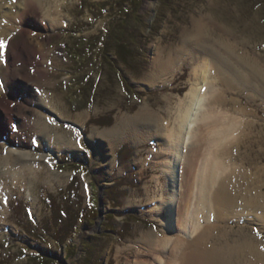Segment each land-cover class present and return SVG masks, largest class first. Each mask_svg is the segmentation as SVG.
<instances>
[{"label":"rangeland","instance_id":"374dc122","mask_svg":"<svg viewBox=\"0 0 264 264\" xmlns=\"http://www.w3.org/2000/svg\"><path fill=\"white\" fill-rule=\"evenodd\" d=\"M105 1L44 0L55 22L50 24L44 13L34 8L38 23L26 35L23 27L15 26L11 35L13 43L26 41L29 49L43 50L48 57L40 66L48 75L36 83L38 88L21 82L30 89L23 94L28 116L39 112L48 122L55 121L49 122L55 138L58 132L73 139L79 133L84 148L83 152L64 148L57 152L33 127L21 131L31 149L25 151L41 161L36 175L26 170L28 161L20 163L26 165H21L17 179L9 176L8 167L0 170H7L0 179V264H41L35 260L37 255L57 264H137L150 255L142 241L149 232L158 233L162 240L168 238L167 227L157 218L160 201L171 189L166 164L158 159L164 143L156 137L135 140L133 128L127 126L118 137L112 168L106 156L109 140L97 149L88 137L94 129H116L128 118L137 117L145 105L158 120L174 125L178 104L195 83V63L185 54V62L166 83L153 81L154 56L158 49L166 56L179 49L183 37L192 34L195 23L203 18L209 21L204 37L219 49L227 48L229 55L223 54L222 59L238 72L249 71L259 90L253 93L240 86H224L212 69L210 82L216 95L224 99L219 111H225L227 121L234 117L240 122L230 146L231 159L225 161L230 165L227 174L232 178L233 195L239 204L248 198L264 205V0H142L136 14L130 11V4L121 11L105 10ZM116 20L123 26H116ZM111 26L117 34L112 32L103 50L99 38ZM121 41L129 42V52L117 58ZM236 59L246 67L237 66ZM15 68L38 76L36 68L23 60ZM122 79L130 83L129 92ZM42 87L53 102L48 110L37 107ZM17 96L3 93L0 100L10 101V108H15ZM9 149H13L12 142L0 134V159ZM99 169L93 179V171ZM75 177L77 181L72 182ZM96 198L100 214L95 224L87 225L79 216ZM219 224L211 246L227 242L236 246L253 240L264 256V240L256 235V230L264 235V226L245 219ZM58 226L63 227L60 236L56 234ZM68 233L71 235L64 244L56 242ZM69 244L75 246L74 252L68 249ZM234 258L237 263L238 257Z\"/></svg>","mask_w":264,"mask_h":264},{"label":"bare ground","instance_id":"6f19581e","mask_svg":"<svg viewBox=\"0 0 264 264\" xmlns=\"http://www.w3.org/2000/svg\"><path fill=\"white\" fill-rule=\"evenodd\" d=\"M45 5L44 0H0V40L8 45L5 58L0 56V94L8 93L11 97L18 95V105L15 108H10V101L0 100V134L6 136L13 147L8 150L6 156L1 157L0 170L8 167L12 179L21 177L22 172L19 170L21 165L26 164L20 163L28 161L26 170L36 175L37 162L41 161L38 156L31 157L29 152L25 151L31 149L21 131L30 126L46 138L48 146L54 151L59 152L64 148L83 152L84 148L79 133L73 139L58 132L55 138L48 120L39 115V112H32L33 117H29L25 106L26 98L23 94L29 93L30 89L21 85V82L26 81L27 85L37 87L36 83L42 82L48 75L45 69H40L41 65L48 62V57L43 50L36 52L32 48L29 49L26 41L13 43L11 35L15 26L23 27V35L27 34V30L30 32V28L38 23L35 14L37 8L44 13V20L50 24L54 23L51 9H46ZM206 20L207 18H203L195 23L192 34L183 37L179 49L170 52L168 56L158 49L154 56L153 72L150 76L153 81L165 82L175 75L183 64L185 54L195 63V83L187 92L186 98L180 100L177 118L174 119V125L171 124L173 126L165 120H158L145 105L137 117L128 118L127 122L124 121L116 129L106 132L94 129L88 137V141L94 143L97 149L106 139L109 140L106 156L112 168L116 163L114 150L118 137L127 126L133 128L131 131H134L130 132L135 140L141 141V137H156L164 143V152L161 150L158 153V159L166 164L165 173L169 177L171 189L169 196L160 201L157 218L167 227L168 238L162 240L158 233L149 232L142 241L147 245L150 255L145 260L139 259L137 264H234V257H238L235 264H264V256L253 244V240L244 241L243 244L238 242L239 245L236 246H231L228 242L224 246L210 245L217 239L215 231L221 222L245 219L264 226V205L248 198H243L239 204L233 195L232 178L227 174L230 165L225 161L231 159L230 146L237 136L235 134L240 122L230 116L227 121L225 111H219L224 99L219 93L216 95L215 88L212 87V69H215L217 78H220L224 86L247 88L253 93L259 90L255 83L253 84L254 80L249 71L243 69L246 73L238 72L234 69L235 66L222 59L223 54L229 55L227 48L219 49L204 37V30L209 25ZM21 60L36 68L34 72L38 76L20 73L15 65ZM235 61L241 68L245 64H242L240 59ZM48 95V91L42 87L40 98H37L38 108L48 110L53 106ZM3 173L0 172V179L4 176ZM26 176L23 174L22 179L25 180ZM257 200L259 201V198ZM213 218L214 223L210 222ZM203 222L205 223L202 224Z\"/></svg>","mask_w":264,"mask_h":264},{"label":"trees","instance_id":"16d2710c","mask_svg":"<svg viewBox=\"0 0 264 264\" xmlns=\"http://www.w3.org/2000/svg\"><path fill=\"white\" fill-rule=\"evenodd\" d=\"M142 0H107L105 1L104 3H102V5L104 6V9L106 10L108 7L112 10H114L115 8L118 10V11H121V10H124L127 6V4H130L131 6V10L132 11V14H136L140 11V8H141V5H142ZM117 22H115L116 26H118L119 28L122 27V23L119 21V20H116ZM125 23V22H124ZM114 25V24H113ZM116 29H113V27L111 26L109 28V30L106 32V35L99 38L100 42L99 44L101 45V47L103 48V50L105 48L108 47V42L109 40L113 37L112 35V32L115 33ZM117 33H115L116 35ZM112 35V36H111ZM116 37V36H115ZM129 42L127 41H121L119 43V46H118V51L120 52V54L116 53V56L117 58L121 57L123 58L124 56H126V54H128L129 52V46H128ZM95 51V50H94ZM92 56L95 57V59L97 60V56L98 55H94L93 51L90 53ZM122 55V56H121ZM72 57H75L76 55L75 54H71ZM108 59V58H107ZM110 62L114 65L116 62L113 61L112 59H110ZM123 80V79H122ZM123 85L125 87V89L129 92L130 89H131V85L130 83H128V81L126 80H123ZM85 169V168H84ZM101 169L99 170H94L93 171V179L96 177L94 174L95 172H100ZM77 177L73 178L72 182L74 180H76ZM77 181V180H76ZM115 185V184H114ZM98 186H100V184L98 183ZM98 199L96 198V200L93 201L92 203V206L89 208L87 207L85 210H83L80 214V219L81 217H84V220L85 222L87 223V225H93L95 224L96 220L98 219L99 217V209H98ZM63 218L65 217V214L62 216ZM62 228L63 227H60L58 226L57 229H56V234L57 236L60 234V232L62 231ZM76 230V225L75 227L72 229V233ZM69 235H71L70 233H68V235H64L62 237H58L56 238V242L60 245L64 244L66 242V240L68 239ZM60 236V235H59ZM68 249L72 252H74V249H75V246H72V244H69L68 245ZM38 258V259H37ZM37 259V261H39L41 264H49L50 261H51V264H57V262L53 259H50V258H47V257H44L42 255H37L35 257V260Z\"/></svg>","mask_w":264,"mask_h":264},{"label":"snow or ice","instance_id":"6c2138e0","mask_svg":"<svg viewBox=\"0 0 264 264\" xmlns=\"http://www.w3.org/2000/svg\"><path fill=\"white\" fill-rule=\"evenodd\" d=\"M35 35V33H33ZM6 49V44L3 40H0V56H3L4 50ZM50 123H55V121H49ZM256 235L260 239L264 240V235H261V232L259 230H256ZM262 250H264V246H262Z\"/></svg>","mask_w":264,"mask_h":264}]
</instances>
